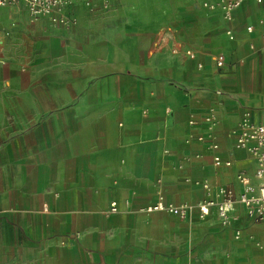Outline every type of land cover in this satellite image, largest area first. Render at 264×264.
<instances>
[{
  "label": "crops",
  "instance_id": "crops-1",
  "mask_svg": "<svg viewBox=\"0 0 264 264\" xmlns=\"http://www.w3.org/2000/svg\"><path fill=\"white\" fill-rule=\"evenodd\" d=\"M204 1H80L68 22L0 6V264H264V220L197 207L258 193L236 138L263 120L264 0L231 21Z\"/></svg>",
  "mask_w": 264,
  "mask_h": 264
},
{
  "label": "built area",
  "instance_id": "built-area-1",
  "mask_svg": "<svg viewBox=\"0 0 264 264\" xmlns=\"http://www.w3.org/2000/svg\"><path fill=\"white\" fill-rule=\"evenodd\" d=\"M80 1L90 0H0V6L23 2L32 18H37L42 15H51L54 20L60 19L68 22L69 17L63 12V8ZM256 1L263 2V0ZM242 2L243 0H219L217 2L206 0L203 2V6L209 9L221 8L225 19L231 21L234 11L241 6ZM247 30L249 33H252L254 28L252 25H249ZM227 33L231 38L234 37L232 30H228ZM250 45H253V43ZM186 53L190 57H195V52L191 49L187 50ZM214 61L218 67H222L225 64V56L219 53L215 56ZM198 66L202 67V64L198 63ZM213 118L214 116L210 115L207 117V120L213 121ZM236 144L246 148L255 158L257 164L255 176L260 180V186L258 193L254 195H249L246 192L236 194L233 188L225 186L219 189L218 196L220 198H209L197 202L200 217L209 215L211 209L215 207L223 226H228L231 223L232 212L235 209L236 202H240L245 207L246 214L249 218L258 221L264 220V113L261 122H254L250 116L244 118L241 129L237 134ZM214 146L216 147V145ZM214 163L216 165L222 164L219 155L214 156ZM226 164H230V162H226ZM239 179L242 183H248L249 181L248 177L243 174L239 175ZM205 187H207L206 184ZM192 208L193 206L187 202L176 204L174 202L165 201L164 199H158L156 202L145 207L147 212L156 210L168 211L180 218H187ZM116 210L117 203L113 201L111 203V211Z\"/></svg>",
  "mask_w": 264,
  "mask_h": 264
},
{
  "label": "rangeland",
  "instance_id": "rangeland-1",
  "mask_svg": "<svg viewBox=\"0 0 264 264\" xmlns=\"http://www.w3.org/2000/svg\"><path fill=\"white\" fill-rule=\"evenodd\" d=\"M17 4H21V3H17Z\"/></svg>",
  "mask_w": 264,
  "mask_h": 264
}]
</instances>
